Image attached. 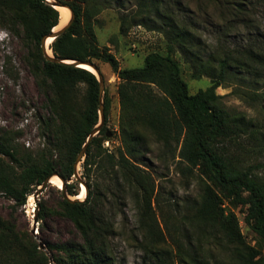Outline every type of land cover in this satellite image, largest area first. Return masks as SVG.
<instances>
[{"label":"trees","instance_id":"obj_1","mask_svg":"<svg viewBox=\"0 0 264 264\" xmlns=\"http://www.w3.org/2000/svg\"><path fill=\"white\" fill-rule=\"evenodd\" d=\"M61 1L70 7L74 17L48 44L53 56L91 62L100 73L99 62L107 63L119 79L117 95L122 117L117 156L102 146L104 140L111 138L104 127L110 106V96L104 88L103 124L88 141L82 166L85 170L92 165L110 166L120 191L141 193V264H170L168 250L160 245L165 240L168 222L163 218L161 226L155 217L152 201L157 205V188L151 174L138 161L141 150L137 145L143 146L148 134L169 148L177 164H185L183 169L197 168L200 173L201 192L190 203L192 212L188 218L190 226L200 229L199 244L202 245L203 238L221 233L232 248L234 264H264L261 256L256 258L260 250L246 243L240 224L245 222L264 240V180L248 166L240 167L226 152L225 144L222 146L226 139L248 133L257 125L244 113L229 111L222 95L215 92L237 75L241 79L246 75L253 77V84L264 83V42L247 41L206 53L188 20L174 11H160L161 0H136L133 23L160 31L166 39V50L148 52L141 66L120 67L108 46L98 43L95 31V16L108 5V0ZM256 2L264 4V0ZM253 5L244 0L225 1V9L231 15H239L236 20L246 27L252 22L245 13ZM177 10L180 13L181 8ZM58 22L59 11L46 0H0V28L22 48V61L43 95L42 110L45 109L38 116L43 146L36 158H22L17 147L0 134V192L16 206H22L49 176L57 174L64 180L54 208L44 202L36 206V220H42L37 237L19 230L11 219L0 214V264H117L111 239L114 220L105 208L104 196L99 198L97 193L91 197L87 189L82 200L67 197L79 193L73 178L75 160L99 122L100 87L94 72L46 57L42 38ZM175 52L189 63L193 78L209 77L206 90L189 92L173 57ZM11 61L7 56L3 62L6 71L10 72ZM171 142L174 147H170ZM49 215L69 221L73 227L71 234L56 239L43 236L42 222ZM38 239L48 253L39 248ZM186 243L191 245L190 239ZM176 248L177 264H209L210 258H204L198 248L189 251L178 242Z\"/></svg>","mask_w":264,"mask_h":264},{"label":"rangeland","instance_id":"obj_2","mask_svg":"<svg viewBox=\"0 0 264 264\" xmlns=\"http://www.w3.org/2000/svg\"><path fill=\"white\" fill-rule=\"evenodd\" d=\"M225 1L161 0L160 11L164 9L174 11L188 20L201 49L206 53L217 47L231 48L246 44L247 41L264 42V4H257L256 0H244L254 3L248 8L249 13H245L248 14L246 18L252 22L251 27H246L241 20H236L239 15L236 13L231 15L225 9ZM136 8V0H108V5L101 9L94 19L98 43L101 46H108L118 59L120 67L141 66L148 52L166 50V39L160 31L133 23L132 13ZM178 8H181L180 13ZM121 27L125 31H121ZM7 56L12 60L11 68H8L11 73L3 66ZM22 56L23 50L16 39L5 36L0 28V134L17 147L19 156L27 158L30 155L33 159L38 156V151L43 146L38 116L45 113V109L42 110L44 98L25 67ZM173 57L179 63L181 76L187 82L190 93L207 89L210 84L209 77L193 78L191 67L181 54L175 52ZM99 68L103 86L110 96L108 120L104 127L110 132L111 138L104 140L102 146L107 152L117 156V147L120 144L119 122L122 117L117 95L119 79L107 63L99 62ZM252 79L253 77L248 75L245 79L237 75L230 82L218 86L215 92L222 95L221 100L229 111L244 113L245 117L256 123L257 126L248 133H241L230 141L226 139L222 146L225 144L226 152L240 167L248 166L264 180V83L253 84ZM81 88L82 85H79V92ZM173 145L174 142H171L170 147ZM137 147L141 150L138 155L139 165L151 174L157 188V193L154 192L158 199L157 205L152 201L155 217L161 226L163 218L168 222L165 240L160 245L168 250L169 263L177 264L175 259L178 242L182 248L189 251L198 248L204 258H210L209 264H234L232 248L221 233L203 238L200 245L198 241L201 236L200 229L188 224L189 214L192 212L189 205L201 192L202 178L198 169H183L185 164H177L173 152L163 147L152 134H148L143 146ZM3 158L8 161L6 157ZM83 158L84 156L77 163V177L73 178L77 180L78 192L81 185H87L91 197L97 193L99 198L104 196L105 208L114 220L115 233L111 239L117 264H141L144 255L140 248L144 234L139 227L141 193L127 189L120 191L115 183L116 174L110 166L106 168L92 165L90 169L85 170L82 166ZM105 160L104 158L103 162L106 163ZM58 189L60 188L52 181L48 182L37 198L33 197L34 190L30 194L32 199L29 201L28 196L22 206H16L11 198L0 192V214L11 219L19 230L37 236L42 220H36V204L44 202L48 207L54 208L58 199ZM234 210L238 212V208L234 207ZM238 215L242 218L241 213ZM240 222L246 243L259 249L260 253L256 258L261 256L264 260V240H261L245 222ZM42 223H44L42 235L49 239L66 238L73 230L69 221L54 215L47 216ZM189 239L191 245L186 243Z\"/></svg>","mask_w":264,"mask_h":264},{"label":"water","instance_id":"obj_3","mask_svg":"<svg viewBox=\"0 0 264 264\" xmlns=\"http://www.w3.org/2000/svg\"><path fill=\"white\" fill-rule=\"evenodd\" d=\"M48 3H50L54 8L57 9V6H61V7H66L70 10V18L63 23L62 26H60L58 29L54 30V28H52L50 30V32L48 34H46L43 38H42V48L45 52V55L48 59L50 60H53V61H62V62H68V63H72L74 64L75 66H80V67H83L82 65H89L91 66L93 69H94V73L99 81V100H100V103H99V109H98V112H99V122L98 124H96L93 129L90 131L89 135L87 136L83 146L81 147V150L79 151V153L77 154V157H76V160H75V167L77 166V163L82 159V157L84 156L85 154V147L88 143V141L90 140V138L94 135H96L98 133V131L100 130L102 124H103V105H102V100H103V93H104V86H103V77H102V74L99 72L98 68L91 62H88V61H81V60H75V59H66V60H69V61H66V60H62V59H59V58H55L52 54V51L50 50V53L47 52V44H46V41L48 38H51L54 39L58 34H60L61 32H63L68 26L69 24L72 22L73 20V17H74V14L73 12L71 11L70 7L68 5H66L65 3H63L61 0H46ZM107 135H110V132L107 131L106 133ZM58 176L61 180V189H63L64 187V180L57 174H53L51 176H49L48 178H46L40 185L37 186V189L35 190L34 194H33V197L34 198H37V196L42 192L43 188L45 187L46 183L48 182H51L50 179L52 176ZM73 176L76 178L77 177V172L75 171V173L73 174ZM85 195L87 194V185H85ZM65 195V193H64ZM68 198L72 199V200H79L78 198H71L69 196H67ZM37 206V204H36ZM34 221H35V218H34ZM32 232H33V228H32ZM35 235V234H34ZM35 237H37L35 235ZM39 248H42L43 250H45L47 252V249L45 247V244L43 242H41L39 239ZM48 253V252H47ZM50 264H53V262H50Z\"/></svg>","mask_w":264,"mask_h":264},{"label":"bare ground","instance_id":"obj_4","mask_svg":"<svg viewBox=\"0 0 264 264\" xmlns=\"http://www.w3.org/2000/svg\"><path fill=\"white\" fill-rule=\"evenodd\" d=\"M57 10L59 11V22L56 26H54V30L58 29L64 22H66V20H68L70 18V10L66 7H61V6H57ZM51 38H48L46 41L47 44V52L50 53V49L48 48V44L50 43ZM69 61V60H66ZM84 68L94 72V69L89 66V65H82ZM50 181H52L53 184H55L57 187H61V180L58 176H52ZM85 186L81 185L79 188V193L77 195H75V198H83L85 196ZM29 201L32 199V196L29 195L28 197Z\"/></svg>","mask_w":264,"mask_h":264}]
</instances>
